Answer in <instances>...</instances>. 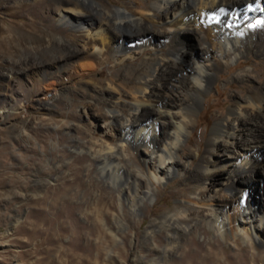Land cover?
<instances>
[{"label":"bare ground","instance_id":"1","mask_svg":"<svg viewBox=\"0 0 264 264\" xmlns=\"http://www.w3.org/2000/svg\"><path fill=\"white\" fill-rule=\"evenodd\" d=\"M49 1L64 3L66 8L58 13L57 22L72 25L80 37L66 41L74 49L64 54L65 57L61 55L50 63L28 67L23 76H10L14 85L9 96L0 98L2 114L17 110L24 114L27 105L32 103L36 105V115L45 116L52 110V99L59 96L68 99L83 82L96 85L99 66L108 60L114 65L125 66L127 61L142 57L145 50L156 45L166 49L164 54L155 52L142 57L139 69L129 70L135 81L131 86L118 84L112 78L102 88L106 111L97 117L103 124L104 139H112L115 144L106 139L99 140L92 155L102 158L100 172L107 177L111 174L108 177L111 184L116 186L123 179L124 187L118 192L135 213L154 196L164 178L181 172L176 158L184 151L183 141L191 134L195 114L212 83L230 69L234 59L247 55L264 57V0H150L140 18H135L129 9L97 4L100 8L97 10L85 8L74 0ZM170 1L175 2V6L171 7ZM47 3L45 0L44 8L51 13V4ZM163 13L170 16L162 17ZM129 24L138 28L137 38L131 44L124 40L126 31L120 30ZM186 32L196 34L201 46L197 54L187 52L182 39ZM182 50L190 54L186 63L182 60ZM231 80L248 89L246 96H231L227 114L215 116L214 126L205 137V150L196 163L198 174L189 173L182 180L187 187L178 191L188 193V198L178 201L159 220H153L146 231L151 237L153 230L159 227L169 236L166 249H153L158 258L171 260L177 257L176 247L181 246V242L175 237L179 235L169 229L170 225H176L188 226L190 232L188 250L180 261L188 260V264H257L259 260L258 253L249 256L248 251L239 249L241 244L253 249L254 242L264 247L260 231L264 225V204H255L248 189L237 188L236 177L240 172H254L264 165L259 158L264 149V81H260L251 69L235 73ZM221 95L227 102L230 96L226 91ZM83 110L87 113V108ZM246 115L252 118L244 119ZM160 124L167 131L162 139L158 138ZM243 135H248L249 139L242 146L241 156L236 158L227 154ZM129 147L139 157L137 161ZM219 153L223 154L214 160L213 156ZM198 154L199 151L188 156L194 159ZM116 157L129 166L124 167ZM84 160L80 158L79 162ZM110 162L115 165L111 167ZM107 167L112 171H107ZM223 174L227 175V180L215 182ZM70 176L73 178L70 182L77 186L80 182L78 173L75 171ZM214 187L220 188L221 198L211 194ZM67 190L60 195L67 197L70 188ZM70 197L68 201H72ZM230 203L235 208L231 209ZM191 210L197 214L192 215ZM94 211L100 212V207L95 206ZM195 217L210 229L212 241H207L205 231L203 241L196 240L195 229L190 228ZM218 239L227 247H234L235 253L222 251ZM157 240L160 242L161 239Z\"/></svg>","mask_w":264,"mask_h":264},{"label":"rangeland","instance_id":"2","mask_svg":"<svg viewBox=\"0 0 264 264\" xmlns=\"http://www.w3.org/2000/svg\"><path fill=\"white\" fill-rule=\"evenodd\" d=\"M74 1L85 8L97 10H100L97 4L129 9L135 18H140L142 11L150 4V0ZM46 2L51 4V13H47L44 8L45 0H0V98L9 96L13 89L10 76H23L28 67L48 61L50 63L61 55L65 57L74 49L66 41L80 37L72 25L57 22L58 13L66 8L64 3ZM169 4L172 7L176 3L170 1ZM169 16V13H163L162 17ZM135 27L129 24L120 28L128 32L124 34L126 43L131 44L137 38L138 28ZM183 35L187 52L189 50L197 54L201 46L196 34L186 32ZM186 50H182L185 63L190 56ZM155 52L164 54L166 49L156 45L145 50L142 57ZM142 57L136 56L127 61L125 66L114 65L108 60L99 66L96 85L83 82L77 92L69 94L68 99L62 96L52 99V110L45 116L36 115V105L32 103L27 105L24 114L19 110L9 114L0 113V264H188V260H179L188 250V226H169L172 232L179 235L175 237L181 242V246L176 247L177 257L171 260L158 258L153 251L154 248L166 249L169 243L167 232L157 227L150 237L146 231L153 220H159L178 201L188 198V193L178 191L187 187L182 180L189 173L194 176L198 174L196 163L205 150L206 138L214 126L215 116L227 114L231 96H246L248 89L232 81V75L251 69L263 82L264 57L247 55L234 59L230 62V69L212 83L195 114L191 134L183 141L184 151H180L176 158L181 172L164 178L154 196L134 213L126 198L119 194L124 187L123 179L116 186L111 184L108 180L111 174L107 177L100 172L102 158L92 154L99 140L106 139L115 144L112 139H104L103 124L97 117L106 111L105 91L102 88L112 78L118 84L131 86L135 81L129 70L139 69ZM239 61L245 62L238 64ZM223 91L230 96L227 102L221 95ZM82 107L87 108V113ZM243 118L252 117L246 115ZM159 126L161 130L158 138L162 139L167 131L162 124ZM246 139H249L248 135L241 136L227 154L239 158ZM129 151L134 155L131 147ZM197 151L199 154L194 159L188 156ZM222 154H215L214 160ZM260 155V160L264 162V149ZM134 156V161H137L139 157ZM80 158H84V162L80 163ZM116 159L124 167L129 166L119 157ZM110 164L111 167L115 165L113 162ZM111 167L106 170L112 171ZM75 171L80 179L77 186L70 182L73 180L70 175ZM117 175L121 176L120 173ZM226 176H218L219 180L215 182L226 181ZM236 187L248 189L255 204H264V165L254 172L246 170L238 173ZM68 188V196H72V201L67 200L68 196L60 195ZM211 194L215 198L222 196L219 187H214ZM232 204L231 209L235 208ZM95 206L100 207V212L94 211ZM190 212L192 215L197 214V211ZM190 228L195 229L196 240L203 241L204 231L208 233L207 241L213 240L210 229L199 218L195 217ZM262 228L260 231L264 241V225ZM218 240L222 251L235 253L234 247H227L222 240ZM239 250L248 251L249 256L258 253L257 264H264V247L257 242L253 243V249L241 244Z\"/></svg>","mask_w":264,"mask_h":264}]
</instances>
